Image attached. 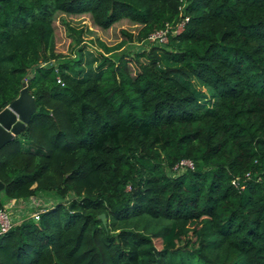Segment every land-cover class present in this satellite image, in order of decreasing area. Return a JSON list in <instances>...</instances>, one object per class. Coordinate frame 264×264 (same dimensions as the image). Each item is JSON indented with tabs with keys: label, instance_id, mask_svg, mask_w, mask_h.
Masks as SVG:
<instances>
[{
	"label": "trees",
	"instance_id": "trees-1",
	"mask_svg": "<svg viewBox=\"0 0 264 264\" xmlns=\"http://www.w3.org/2000/svg\"><path fill=\"white\" fill-rule=\"evenodd\" d=\"M24 87L0 209L49 201L0 264H264V0H0V112Z\"/></svg>",
	"mask_w": 264,
	"mask_h": 264
},
{
	"label": "built area",
	"instance_id": "built-area-1",
	"mask_svg": "<svg viewBox=\"0 0 264 264\" xmlns=\"http://www.w3.org/2000/svg\"><path fill=\"white\" fill-rule=\"evenodd\" d=\"M188 20L189 18L187 16H182V18L176 24H173V26L166 25L165 28L150 33L146 39V42L153 44H166L169 39V34L176 35L182 32ZM57 82L63 85V82L61 81L59 76L57 78ZM178 166L189 168L194 167L193 163L190 160H182L178 165L175 166V168ZM250 175L251 173L248 172L245 174V177H250ZM238 180V178L232 180V184L235 187H238L239 185ZM40 199L41 198L39 196H31L26 199H14L8 201L7 205L0 209V234L6 233L8 230H10L15 224L19 223L22 218L25 217V215H29L34 219H38L39 214L42 212V207L48 203L44 200L41 201ZM16 207L23 208V213H25L24 215L21 211L20 214L22 215L20 221H17V218H15L14 220V218L12 217V209ZM29 209H32L30 213H28Z\"/></svg>",
	"mask_w": 264,
	"mask_h": 264
},
{
	"label": "water",
	"instance_id": "water-1",
	"mask_svg": "<svg viewBox=\"0 0 264 264\" xmlns=\"http://www.w3.org/2000/svg\"><path fill=\"white\" fill-rule=\"evenodd\" d=\"M35 111L36 104L33 96L26 87L22 88L18 97L0 112V148L25 130ZM3 188L4 184L0 182V190ZM99 218L104 221L105 214H100Z\"/></svg>",
	"mask_w": 264,
	"mask_h": 264
},
{
	"label": "rangeland",
	"instance_id": "rangeland-1",
	"mask_svg": "<svg viewBox=\"0 0 264 264\" xmlns=\"http://www.w3.org/2000/svg\"><path fill=\"white\" fill-rule=\"evenodd\" d=\"M67 19V18H66ZM69 19H74V21H76L77 19H75V18H70L69 17ZM80 21H83V19H79ZM128 25H126V27H127ZM57 40H58V42H59V46H60V48L61 49H65L66 47H67V45H68V43H69V40L66 38V36L64 35V33H63V31L62 30H59L58 31V33H57ZM142 46L143 45H141V44H138L137 43V45L136 46H134V45H129V49L127 48V46L126 47H124V49H125V51H127V52H129V53H131V52H133L134 50H135V52L136 51H141L143 48H142ZM41 199V201H49V200H46V197L45 196H39ZM51 200V199H50ZM32 211V209H29L28 210V213H30Z\"/></svg>",
	"mask_w": 264,
	"mask_h": 264
},
{
	"label": "crops",
	"instance_id": "crops-1",
	"mask_svg": "<svg viewBox=\"0 0 264 264\" xmlns=\"http://www.w3.org/2000/svg\"><path fill=\"white\" fill-rule=\"evenodd\" d=\"M50 201H51V200H50ZM7 203H8V201L5 203L4 206H6ZM12 211H13L12 217L14 218V220H15V218H17V221H20V220H21V215H22V214H20V213H21V211H22V213L24 212L23 208L16 207V208L12 209ZM23 214L25 215V213H23ZM27 216H29V215H25V217H27ZM23 218H24V217H23ZM23 218H22V219H23Z\"/></svg>",
	"mask_w": 264,
	"mask_h": 264
}]
</instances>
